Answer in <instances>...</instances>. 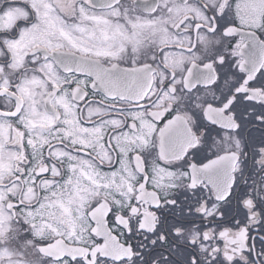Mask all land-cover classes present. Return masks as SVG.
Returning a JSON list of instances; mask_svg holds the SVG:
<instances>
[{"label": "snow or ice", "instance_id": "6c2138e0", "mask_svg": "<svg viewBox=\"0 0 264 264\" xmlns=\"http://www.w3.org/2000/svg\"><path fill=\"white\" fill-rule=\"evenodd\" d=\"M0 264H264V0H0Z\"/></svg>", "mask_w": 264, "mask_h": 264}, {"label": "flooded vegetation", "instance_id": "af4514ba", "mask_svg": "<svg viewBox=\"0 0 264 264\" xmlns=\"http://www.w3.org/2000/svg\"><path fill=\"white\" fill-rule=\"evenodd\" d=\"M245 54H248V49H245ZM124 167L126 169V171L128 172L129 175H132L131 169L127 166V161L124 162ZM139 170H142V168H140ZM147 180V177L145 178ZM149 183H151V181H149ZM125 184L127 186V190H128V195L126 197L127 200H130L132 195H135L136 193L133 192V187L134 184L133 183H129L128 181H125ZM229 189H230V182L229 184H226L222 189L216 190L213 189L211 191V195L216 196L219 199H223L225 196L228 195L229 193ZM139 196L138 198L141 199L142 201H144L145 204H156L159 203V199H158V192L160 195H163L165 191H168L167 189H145L143 187H140L139 189H137ZM103 211H107V206L105 205L103 208ZM121 222L124 223L127 226V220H124L123 218H121ZM145 224L148 227H153L155 225V216L153 213H149L147 212V210L145 209ZM236 240L238 244H245L247 242V235L244 232H240L237 236H236ZM107 247V251L106 254L108 255H113L116 257H119L121 255H125V254H129L127 253L125 250L118 248V247H112V246H106Z\"/></svg>", "mask_w": 264, "mask_h": 264}]
</instances>
